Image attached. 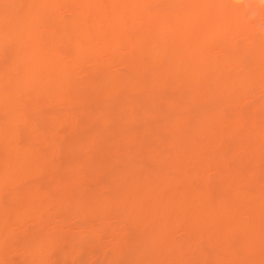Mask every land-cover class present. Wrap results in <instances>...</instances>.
Masks as SVG:
<instances>
[{
	"label": "bare ground",
	"instance_id": "1",
	"mask_svg": "<svg viewBox=\"0 0 264 264\" xmlns=\"http://www.w3.org/2000/svg\"><path fill=\"white\" fill-rule=\"evenodd\" d=\"M85 257L264 264V0H0V264Z\"/></svg>",
	"mask_w": 264,
	"mask_h": 264
},
{
	"label": "rangeland",
	"instance_id": "2",
	"mask_svg": "<svg viewBox=\"0 0 264 264\" xmlns=\"http://www.w3.org/2000/svg\"><path fill=\"white\" fill-rule=\"evenodd\" d=\"M44 114H46V112L44 113ZM73 232V229H67V228H61V233H63L64 235H69V234H71ZM178 236H177V240H180V235L179 234H177ZM107 237H100L99 238V241H101L102 242V246L103 245H107ZM107 247V246H106ZM86 259H88L89 260V262H90V264H98V263H93L92 262V260H94V259H91V258H93V257H91L90 259H89V257H85ZM82 263H84V261L82 262ZM100 264V263H99Z\"/></svg>",
	"mask_w": 264,
	"mask_h": 264
}]
</instances>
